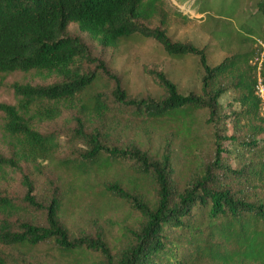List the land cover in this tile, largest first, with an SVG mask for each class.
Segmentation results:
<instances>
[{"label":"trees","instance_id":"trees-1","mask_svg":"<svg viewBox=\"0 0 264 264\" xmlns=\"http://www.w3.org/2000/svg\"><path fill=\"white\" fill-rule=\"evenodd\" d=\"M257 9L264 17V0H258ZM172 16L185 17L170 0H0V90L7 76L20 75L8 85L14 102H0V143L8 154L0 153V179H12L21 163L37 168L53 160L64 146L62 137L56 130L42 132L39 124L59 117L64 108H74L75 127L67 140L71 156L60 159L59 166L82 176L131 158L156 185L153 205L133 199L143 220L116 264H264V112L255 92L253 62L258 50L234 52L211 65L206 46L172 40L168 34ZM71 24L100 47H115L136 35L154 39L170 57L196 56L202 69L200 93H180L175 83L157 72L164 91L159 99L130 97L118 81L109 97L87 94L99 73L81 68L80 63L91 58L89 48L69 34ZM248 26L251 33L253 26ZM258 34L264 39L262 29ZM51 77L56 80L47 82ZM260 77L264 83V59ZM229 91L238 105L227 115L233 132H214L210 159L177 195L168 154L150 159L138 150L111 146L97 132L88 131L94 118L112 113L181 123L186 129L195 112L205 109L212 122L220 97ZM77 141L84 147L74 152ZM226 144L232 146L231 153ZM236 156L242 160L232 167L230 158ZM22 184L26 190L20 201L0 194V264L16 261L3 247L46 242L64 253L96 252L103 264H114L102 235L70 237L60 216L65 204L60 188L45 205L36 200L28 175H23ZM103 189L130 197L116 184H104ZM40 214L42 223L37 221Z\"/></svg>","mask_w":264,"mask_h":264},{"label":"rangeland","instance_id":"rangeland-1","mask_svg":"<svg viewBox=\"0 0 264 264\" xmlns=\"http://www.w3.org/2000/svg\"><path fill=\"white\" fill-rule=\"evenodd\" d=\"M170 2L181 9L185 17L172 16L168 34L172 40L190 42L198 47L206 46L207 60L211 65L234 52L247 49L259 51L256 39L264 43V39L258 34L260 29L264 31V17L257 9L258 0ZM248 25L253 26L251 33L247 31ZM68 32L82 39L89 48L91 58L80 63L81 68H92L99 73L87 94L102 93L109 97L118 81L130 97L138 99L151 96L159 99L164 91L159 85L157 72L164 73L175 83L180 93H200L202 69L196 56L185 54L178 58L170 57L154 39L136 35L120 40L115 47H100L73 24L69 26ZM250 34L254 39H244ZM19 78V74L5 78L6 86L0 90V102H14L8 85ZM54 80L56 77H51L47 82ZM34 81L40 82L38 78ZM219 102V113L212 122L206 119L207 111L201 109L195 112L194 118L186 122V129L181 123L172 125L112 113L102 118H94L88 131L97 132L111 146L138 150L150 159H161L165 153L168 154L171 165L169 175L177 195L201 173L202 167L210 159L214 132L221 135L233 132L227 118L229 112L238 107L233 93H225ZM74 115V108H64L59 117L39 124L42 132L59 131L64 145L61 152L53 160L37 168L31 163H21L12 179H0V194L20 201L26 190L22 184L24 174L33 183L36 200L45 205L48 204L53 190L60 188L65 197L60 216L70 237L94 238L97 234L102 235L116 264L122 249L132 241L133 232L143 220L133 199L153 205L156 200V185L153 176L142 173L137 161L131 158L116 163L110 169H94L82 176L59 166L60 159L71 156V147L67 140L69 130L75 127ZM76 146L74 152L78 147L83 148L84 144L77 141ZM226 147L231 153L232 146L226 144ZM0 153L8 155L6 147L1 143ZM241 160L239 156L231 157L230 165L238 166ZM109 183L119 185L130 197H119L106 192L103 187ZM37 221L44 222L43 214L39 215ZM3 250L16 260L12 264H103L104 261L96 252L64 253L51 242L41 243L36 247L7 246Z\"/></svg>","mask_w":264,"mask_h":264},{"label":"built area","instance_id":"built-area-1","mask_svg":"<svg viewBox=\"0 0 264 264\" xmlns=\"http://www.w3.org/2000/svg\"><path fill=\"white\" fill-rule=\"evenodd\" d=\"M256 42L259 45L260 49L254 57V63L256 64L257 72V83L255 92L261 100V108L262 112H264V83L262 82V79L260 77L262 61L264 57V43L260 39H256Z\"/></svg>","mask_w":264,"mask_h":264}]
</instances>
